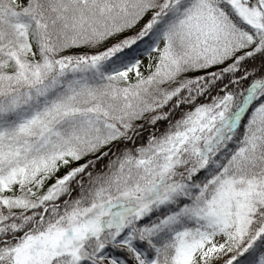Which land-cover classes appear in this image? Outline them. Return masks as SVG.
<instances>
[{
	"label": "snow or ice",
	"instance_id": "obj_1",
	"mask_svg": "<svg viewBox=\"0 0 264 264\" xmlns=\"http://www.w3.org/2000/svg\"><path fill=\"white\" fill-rule=\"evenodd\" d=\"M0 264H264V0H0Z\"/></svg>",
	"mask_w": 264,
	"mask_h": 264
}]
</instances>
